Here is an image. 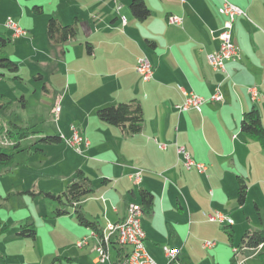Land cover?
<instances>
[{"label":"crops","instance_id":"0c3cea01","mask_svg":"<svg viewBox=\"0 0 264 264\" xmlns=\"http://www.w3.org/2000/svg\"><path fill=\"white\" fill-rule=\"evenodd\" d=\"M224 1L246 13L234 21L232 42L239 55L225 62V73L214 70L208 62V56L221 49L220 33L227 17L219 10ZM36 2L43 9L44 22L54 17L63 25L77 26V36L67 43L50 41L52 46H57L52 59L61 64L57 68H64L63 73L71 85L82 84V74L92 79L88 80L87 95L91 96L90 86H93L94 104L86 110H90L87 117L73 120L84 138L83 154H77L65 140L56 143L65 146L62 153L70 150L85 160L77 164L72 176L74 181L76 171L81 169L93 181L94 197L92 194L79 203L85 216L97 223L103 235L109 225L125 219L131 204H141L140 191L146 190L154 201L152 209L144 212L141 223L146 234V249L157 264H194L193 253L215 251L220 243L229 251L223 239L225 234L216 226L220 223L208 220L207 215L215 212L232 218L234 225H220L231 229V252L236 255L238 264L247 263L257 252L261 254L263 246L242 248L239 243L236 247L235 240L241 237V229L237 228L244 227L243 214L253 194L258 199L254 206L260 219L256 231H264V147L241 128L245 113L253 108L259 111L264 126V0H145L149 8L155 7L153 9L158 11V20L150 23V18L139 22L131 16L127 2ZM23 3L24 0H0V8L6 4L16 7L18 23L23 25L26 15L31 14ZM152 16L157 14L152 12ZM173 16L180 18L181 23L172 24ZM121 17L126 18V24ZM1 23L0 29L7 30L13 39L28 36L15 37L7 23L4 20ZM142 57L148 58L154 69L149 82H144L135 69ZM218 87L224 96L222 102L211 100ZM182 89L206 100L200 111H179L178 107L184 102ZM251 89L259 93L256 100ZM132 100L137 101L144 112L142 131L136 135H125L119 128L91 116L95 112L97 116L100 108ZM61 101L65 98L61 97ZM62 112L61 108L59 113ZM72 127L67 126L66 132L59 127L57 136L70 139ZM3 141L5 145L11 144L6 138ZM182 148L206 170L200 172L195 166L187 169L180 153ZM138 170L142 171L139 184L132 179ZM240 181L247 186L243 204L238 200ZM63 185L61 189L65 191L69 185ZM29 191L46 190L33 185L19 189L16 196H30L33 202L43 199L28 194ZM246 216L250 224L251 215ZM77 224L81 228L79 237L88 238V244L82 248L77 245L81 251L75 255L55 256L52 264L56 261L59 264H113L124 252L125 249L118 252V247L113 246L110 260L101 263L96 249L102 235ZM7 228L8 225H3L0 235L4 236ZM19 233L16 237L27 238ZM36 239L37 234L33 240ZM91 239L94 248H90ZM209 240L217 242H213L212 248L204 249L206 242L203 241ZM166 249L179 252L175 261L168 259ZM249 253L253 254L247 256ZM0 264H12L3 250H0ZM31 264H44V260Z\"/></svg>","mask_w":264,"mask_h":264},{"label":"rangeland","instance_id":"374dc122","mask_svg":"<svg viewBox=\"0 0 264 264\" xmlns=\"http://www.w3.org/2000/svg\"><path fill=\"white\" fill-rule=\"evenodd\" d=\"M24 1L23 4L28 6L31 14L26 15L23 25L18 23L16 16H19V13H17L16 7L6 4L0 8V21L4 20L5 24L12 21L19 27L21 26L28 34L26 39L16 40L11 38L7 30L5 32L0 29V36L11 41L0 51V59L7 58L18 65L16 73L0 66V73L3 74L0 77V104L12 103L9 110L0 111V140H5L7 129L10 128L15 132V126L28 128L32 132L30 139L20 141L19 148L14 149L10 144V147L5 149L6 153H13L15 159L12 170L0 175V232L3 225H8L5 235H0V250L4 251L12 264H24L25 260L27 264H31L39 262L40 259L44 260V264H52L55 256L75 255L81 251L77 247V242L83 241L84 237H79L81 228L77 224L74 209H68L71 214L60 218L54 214V211L60 208L57 201L43 198L33 202L30 196L17 197L16 192L21 188L25 189L36 185L59 195L64 191L61 189L63 184L67 186L73 182L72 176L77 164L85 160L70 150L66 154L62 153L64 145L45 143L41 139L48 135L57 136L59 127L66 132L67 126H75L73 120L87 117L90 110H86L94 104L93 98L91 99L93 86H90L91 96H88L87 87L90 85L88 80H92L90 77L82 74L80 77L82 84L71 85L63 73L64 68L61 70L57 68L61 64L52 60L54 59L53 49L58 50L57 46L50 44L51 40L47 33L48 21L44 22L46 19L44 20L43 14L33 12L32 7L39 5L37 0ZM148 2L150 3V1ZM153 8L149 9L157 16H151L148 23L158 20L159 16L156 13L158 11ZM127 9L133 16L129 5ZM20 12L22 13V11ZM61 97L65 98L64 102H62L63 100L60 102ZM61 108L63 112L59 113ZM93 115L98 119L96 112L91 113V116ZM9 124H13L14 127ZM14 138V140H19L18 135ZM9 193L13 196L8 195ZM90 197L91 195L87 198ZM255 200H258L256 195H251L248 207L244 211L245 215L243 214L244 227L237 228L241 229V237L239 240L238 237L235 240L236 247L241 244L242 236L246 233L245 230L256 231L257 223H260L254 206ZM246 214L251 215L250 224L247 223ZM31 222L35 225L37 239L16 237L17 232ZM224 225L232 226L234 224ZM216 226L221 233L225 234V236L222 235L229 251L221 243L215 251H197L191 256L194 264H238L236 255L231 252L229 240L231 229H223L220 224ZM209 242L216 243L217 240H209ZM90 243V248H94L92 239ZM64 252L68 254L66 255ZM250 254L253 253H249L247 256ZM94 256L97 255L94 253ZM114 256V251H112V257ZM54 264H59V262L56 261ZM245 264H264V250L261 254L257 252L250 257Z\"/></svg>","mask_w":264,"mask_h":264},{"label":"trees","instance_id":"16d2710c","mask_svg":"<svg viewBox=\"0 0 264 264\" xmlns=\"http://www.w3.org/2000/svg\"><path fill=\"white\" fill-rule=\"evenodd\" d=\"M116 1L127 2L134 18L139 22H144L152 16V12L147 6L145 0ZM33 10L37 14L43 13L42 7L38 5H35L33 7ZM47 33L53 43L65 44L68 41L74 39L77 36L78 31L75 24L63 25L58 19L52 17L48 20L47 23ZM10 42V39L0 36V51L8 46ZM147 42L150 46H155L153 42ZM89 49L90 46H88V50ZM0 66H2L3 68H7L10 72L13 73L18 72V65L10 59H0ZM1 76H3V74L0 73V77ZM11 105V102L0 104V111L9 110ZM97 117L100 121L119 128L125 135H136L142 131L144 112L142 106L137 101L132 100L125 103H119L116 105L100 108L97 111ZM10 126H13V124ZM14 128L16 130L15 132L11 131L10 128L6 130L5 138L9 142H11V147L17 149L20 147V141L30 138L32 136V132L28 128H22L19 126H15ZM241 128L245 134L258 140L264 147V126L262 124L260 113L257 109L253 108L249 112L245 113L244 118L241 122ZM17 135L19 137L18 141L14 140V136ZM62 140L63 139L61 135H48L41 139V141L50 144L59 143L62 142ZM7 147L10 146L3 144L0 140V175L4 172L10 171L14 165V154L6 153L5 149ZM27 193L36 197H43L57 201L60 206H62L54 211V214L57 217L69 214L68 208H73L76 221L80 225L94 230L96 234L102 235L101 231L97 227V223L89 220L79 207V203L83 199L94 193L93 181L87 176L85 171L78 169L75 173V179L73 183L70 184L67 189L59 195L53 194L48 191H41L37 193L34 191H29ZM246 194L247 186L244 181H240L238 194V200L240 204L244 203ZM140 196L144 212H149L153 206V195L146 190H141ZM19 234L27 238L35 239L37 234L35 225L33 223H30L23 226ZM241 246L242 248L245 247L251 249H257L260 246L264 247V231L259 230L246 232L242 238ZM116 250L120 252V248H116Z\"/></svg>","mask_w":264,"mask_h":264},{"label":"built area","instance_id":"2783aa9c","mask_svg":"<svg viewBox=\"0 0 264 264\" xmlns=\"http://www.w3.org/2000/svg\"><path fill=\"white\" fill-rule=\"evenodd\" d=\"M221 15L227 17L221 33V49L217 53H212L208 56L209 65L216 71L226 72L225 62L239 55L237 48L232 42V29L236 17L246 16V13L236 5L231 4L228 1H224L223 6L219 10ZM122 22L126 24V18L121 17ZM172 24H180L181 19L173 16L170 18ZM6 26L14 31L15 37L26 35V31L21 29L17 24L12 21L7 22ZM136 72L140 75L144 82H149L153 79L154 69L148 58L142 57L138 59L136 65ZM253 99L256 100L259 96L256 89H251ZM184 95V102L178 107L179 111L188 110H198L200 111L202 105L206 102L204 98L193 93L187 92L182 89ZM214 102H222L224 96L218 87L215 94L211 98ZM59 111V109L57 110ZM72 136L70 139H66L63 135L62 139L72 146L76 153L79 155L83 154L81 144L84 142V138L81 135L80 130L73 126L71 128ZM86 146L89 142L85 140ZM180 153L184 156L185 167L190 169L192 167H197L200 172H204L206 167L201 164H196L183 148L180 149ZM142 171L138 170L132 176V179L136 183L141 182ZM144 214V210L141 204H131L128 208V214L123 221L108 226V232L102 235L100 239L99 246L97 247V252L99 255V261L101 263L110 260V250L111 248L118 247L121 252H124L118 256L117 260L113 264H157L153 257L146 249L145 241L146 234L142 228L141 218ZM210 222H217L224 225L225 219H232L220 212H215L207 215ZM88 244V238H84L83 241L77 243L79 248L85 247ZM215 244L211 242H206L203 247L204 249L212 248ZM179 252L176 250L166 249V255L170 261H175L178 257Z\"/></svg>","mask_w":264,"mask_h":264},{"label":"bare ground","instance_id":"6f19581e","mask_svg":"<svg viewBox=\"0 0 264 264\" xmlns=\"http://www.w3.org/2000/svg\"><path fill=\"white\" fill-rule=\"evenodd\" d=\"M224 224H229V225H231V224H233V221H232L231 219H225V220H224Z\"/></svg>","mask_w":264,"mask_h":264}]
</instances>
